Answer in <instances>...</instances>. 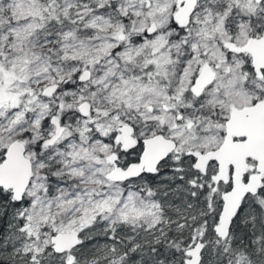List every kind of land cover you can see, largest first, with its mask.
<instances>
[{"label": "snow or ice", "instance_id": "6c2138e0", "mask_svg": "<svg viewBox=\"0 0 264 264\" xmlns=\"http://www.w3.org/2000/svg\"><path fill=\"white\" fill-rule=\"evenodd\" d=\"M0 264H264V0H0Z\"/></svg>", "mask_w": 264, "mask_h": 264}]
</instances>
